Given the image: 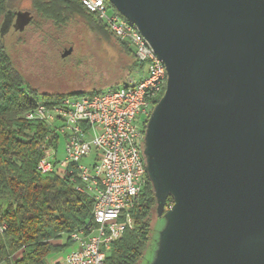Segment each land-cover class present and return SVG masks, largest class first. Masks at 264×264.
I'll return each instance as SVG.
<instances>
[{"label":"water","instance_id":"water-1","mask_svg":"<svg viewBox=\"0 0 264 264\" xmlns=\"http://www.w3.org/2000/svg\"><path fill=\"white\" fill-rule=\"evenodd\" d=\"M105 1L167 72L143 142L165 224L152 264H264V0Z\"/></svg>","mask_w":264,"mask_h":264},{"label":"trees","instance_id":"trees-1","mask_svg":"<svg viewBox=\"0 0 264 264\" xmlns=\"http://www.w3.org/2000/svg\"><path fill=\"white\" fill-rule=\"evenodd\" d=\"M20 1L0 0V226L6 227L0 234V264H46L50 258L68 252L73 247L70 236L90 225L93 202L77 192L67 177L42 176L37 171L49 129L27 121L25 115L41 104L53 106L64 99L93 97L101 92L38 95L24 83L3 42ZM26 1L31 3L33 12L28 27L38 29L48 23L56 27L81 19L91 29L112 35L105 24L85 10L80 0ZM106 4L113 14L119 15L112 5ZM120 44L133 57L136 73L140 66L133 49ZM117 88L115 85L111 90ZM146 124L147 121L144 131ZM172 205L168 198L165 208ZM155 209L156 200L147 177L131 212L133 225L112 245L104 264L141 263L150 243ZM63 238L65 242L58 244Z\"/></svg>","mask_w":264,"mask_h":264},{"label":"built area","instance_id":"built-area-1","mask_svg":"<svg viewBox=\"0 0 264 264\" xmlns=\"http://www.w3.org/2000/svg\"><path fill=\"white\" fill-rule=\"evenodd\" d=\"M80 2L119 43L133 49L139 78L93 97L41 104L31 110L36 114L32 123L49 129L37 171L42 176L67 177L77 192L93 202L92 221L84 231L70 236L73 249L63 264H104L112 245L132 227L131 212L147 181L143 125L155 108L150 93L163 87L162 68L134 38L133 44L125 43V35L130 34L111 17V8L101 0ZM60 141L64 142L62 159L58 158ZM5 229L0 226V234Z\"/></svg>","mask_w":264,"mask_h":264},{"label":"rangeland","instance_id":"rangeland-1","mask_svg":"<svg viewBox=\"0 0 264 264\" xmlns=\"http://www.w3.org/2000/svg\"><path fill=\"white\" fill-rule=\"evenodd\" d=\"M13 11L33 13L31 3L26 0L20 1ZM3 42L24 83L38 95L106 93L132 77L139 78L137 71H133V57L126 48L112 35L91 29L81 19L56 27L49 23L38 29L30 26L23 33L14 32L11 27ZM70 49L71 54L62 58ZM143 121L140 118V123ZM63 157L64 142L60 141L58 158ZM155 214L150 245L140 264H152L156 257L159 235L165 224L157 211ZM64 242L65 238L57 243ZM66 253L50 258L46 264L63 260Z\"/></svg>","mask_w":264,"mask_h":264},{"label":"bare ground","instance_id":"bare-ground-1","mask_svg":"<svg viewBox=\"0 0 264 264\" xmlns=\"http://www.w3.org/2000/svg\"><path fill=\"white\" fill-rule=\"evenodd\" d=\"M103 6L108 7L105 0H101ZM119 14V13H118ZM120 15V14H119ZM117 14H113L111 12V17L116 18L118 21V24H121L122 27L126 30H128V33L130 35H125V43L126 44H133V38L136 41L138 45L142 48H147L149 50V53L152 54L153 57L157 58L152 48L149 46L148 42L145 40V38L139 33L137 28L130 23H128L121 15L119 16ZM158 59V58H157ZM159 60V59H158ZM159 67L162 68V79H163V87H156L151 93H150V100L155 101V106L158 104V102L161 99V96L165 90L166 87V81H167V72L164 64L159 60ZM41 107V106H40ZM25 119L30 122L36 121V114H32V112H29L25 115Z\"/></svg>","mask_w":264,"mask_h":264},{"label":"crops","instance_id":"crops-1","mask_svg":"<svg viewBox=\"0 0 264 264\" xmlns=\"http://www.w3.org/2000/svg\"><path fill=\"white\" fill-rule=\"evenodd\" d=\"M73 249V247L66 253V255ZM64 260V259H63ZM63 260L57 259L53 262V264H63Z\"/></svg>","mask_w":264,"mask_h":264},{"label":"flooded vegetation","instance_id":"flooded-vegetation-1","mask_svg":"<svg viewBox=\"0 0 264 264\" xmlns=\"http://www.w3.org/2000/svg\"><path fill=\"white\" fill-rule=\"evenodd\" d=\"M14 22H15V18L13 19V22H12L11 26H13Z\"/></svg>","mask_w":264,"mask_h":264}]
</instances>
